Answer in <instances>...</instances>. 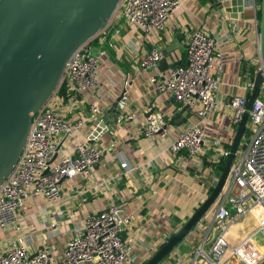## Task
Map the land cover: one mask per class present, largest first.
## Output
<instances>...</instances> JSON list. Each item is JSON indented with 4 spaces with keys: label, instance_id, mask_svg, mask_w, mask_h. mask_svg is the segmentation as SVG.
Listing matches in <instances>:
<instances>
[{
    "label": "crops",
    "instance_id": "crops-1",
    "mask_svg": "<svg viewBox=\"0 0 264 264\" xmlns=\"http://www.w3.org/2000/svg\"><path fill=\"white\" fill-rule=\"evenodd\" d=\"M180 6L172 12L164 30L155 40L162 51L167 50L165 65L157 69H140V61L150 46L142 33L126 24L118 9L98 34V47L105 51L95 71L97 87L77 98L76 106L68 114L59 110L64 119H75L88 114V108L97 102L100 116L108 120L107 131L94 144L102 149V156L92 173L60 184V199L50 204L43 197L27 198L20 212L19 232L0 231V248L10 239L26 237L27 252L34 255L44 246L60 257L75 225L85 217L97 214L110 205H123L132 215V222L123 233L131 246L132 254L144 259L155 252L185 223L208 196L215 183L206 169L202 173L183 159V153L172 154L169 145L185 125L196 123L197 118L187 110H176V102L167 93H159L150 85V79H162L177 67L186 64V41L196 29L228 36L219 46L221 85L217 106L205 123V140L221 138L231 145V123L228 101L234 95L250 99L254 77L259 70L257 10L250 0H179ZM171 65H175L170 68ZM254 67L255 74L250 75ZM122 92L126 93L129 109L135 118L125 122L113 114L112 105ZM152 111L161 112L166 121L163 137L147 138L141 135V126ZM93 125L86 124L73 132L61 144L70 152L76 144L87 142ZM134 168H120L117 154ZM214 170V176L217 175ZM214 209L211 210V215ZM225 234L230 245L239 243L254 227L249 215L236 217L229 209ZM208 215L200 238L193 231L174 249L166 262L172 260L176 250L180 255L193 254L206 235L204 250L215 240L218 229ZM55 222V230L48 229ZM209 229V230H208ZM208 231V232H207ZM223 264H238L226 257Z\"/></svg>",
    "mask_w": 264,
    "mask_h": 264
},
{
    "label": "built area",
    "instance_id": "built-area-1",
    "mask_svg": "<svg viewBox=\"0 0 264 264\" xmlns=\"http://www.w3.org/2000/svg\"><path fill=\"white\" fill-rule=\"evenodd\" d=\"M250 1L258 10L256 0ZM180 4L179 0L120 1L118 9L122 18L126 24L139 30L150 46L140 61L142 71L157 69L163 52L157 46L155 38L164 30L170 14ZM227 37L203 29L194 30L186 41V64L172 69L162 79L149 80L155 91L167 93L173 98L177 111L187 107L196 116L197 122L185 125L169 145L168 151L172 154L183 153L188 166L201 173L203 169L207 170L215 181L208 194L219 178L214 176V170L225 161L230 149L221 138L207 142L204 129L207 117L217 106L223 105L216 96L221 85L219 46ZM95 38L100 45L98 35ZM89 43L75 51L66 64L59 86L32 117L23 151L9 177L0 186L2 232L20 231V212L27 198L43 197L50 204H57L60 199V184L79 176L89 177L102 156V149L94 144L101 135L93 138L94 142L90 144L91 133L87 142L76 144L71 153L65 152L66 149L61 146L74 131L100 116L96 101L89 106L88 114L75 119H64L59 113L60 109L65 108L70 114L76 106L77 98L97 87L95 71L105 51L99 47L92 49ZM61 85L71 93L68 100L57 95ZM119 97L118 119L132 121L135 114L129 109L126 93L122 92ZM248 102L245 96L238 95L232 96L228 101L232 136L234 137L243 114L248 113L245 131L249 140L243 145L239 161L232 163L224 186L212 207L213 214L211 215V209L194 229L203 231L207 217L211 215L218 235L205 251L204 233L193 254L182 256L176 250L168 264H223L227 256L238 264H264V99L256 97L249 106ZM91 125L94 126V131L96 125ZM165 128L164 115L152 111L141 126V135L147 138L163 137ZM55 154V160L49 165ZM117 158L122 170L128 172L134 169L120 153ZM229 209L233 210L236 217L249 215L254 221L253 229L233 246L225 237ZM131 222L132 215L123 205H110L97 214L85 217L79 225L74 226L60 257L53 256L49 246L29 255V240L22 236L10 239L0 248V264H144L153 253L138 260L132 254L130 244L123 239V233ZM55 228V222L48 227L52 231Z\"/></svg>",
    "mask_w": 264,
    "mask_h": 264
},
{
    "label": "water",
    "instance_id": "water-1",
    "mask_svg": "<svg viewBox=\"0 0 264 264\" xmlns=\"http://www.w3.org/2000/svg\"><path fill=\"white\" fill-rule=\"evenodd\" d=\"M120 1L0 0V186L9 177L23 151L32 117L59 86L67 62L78 48L94 39L114 17ZM258 5L260 69L254 77L248 106L264 83V0H259ZM162 52L159 68L166 63L167 50ZM119 100L120 97L112 105L113 114L118 115ZM187 110L184 107L179 118ZM248 118V113H244L237 125L213 189L178 231L144 264L161 263L212 209L236 158ZM91 124L96 127L90 144L94 142L93 138L107 131L109 123L106 117L98 116ZM55 158L56 154L49 165Z\"/></svg>",
    "mask_w": 264,
    "mask_h": 264
},
{
    "label": "trees",
    "instance_id": "trees-1",
    "mask_svg": "<svg viewBox=\"0 0 264 264\" xmlns=\"http://www.w3.org/2000/svg\"><path fill=\"white\" fill-rule=\"evenodd\" d=\"M257 4H259V0H256ZM258 10H257V19H258ZM89 47L92 48V49H96L98 47V43H97V39H93L92 41H90L89 43ZM255 74V69L254 67L250 68V75L253 77ZM57 95L60 96V97H63L65 100H68L69 99V96L71 95V93H69L67 91V88L64 86V85H61L59 88H58V91H57ZM257 97H260L262 99H264V83L261 84L259 90H258V93H257ZM244 136L247 137L248 136V133L247 131L244 132ZM223 164H224V161H222L218 167H217V174H220L221 173V170H222V167H223ZM195 236H197L198 238H200V234L199 232L197 231V233H195ZM173 252V251H172ZM172 252L161 262V264H168L169 262L167 261L166 262V259L168 257L171 256Z\"/></svg>",
    "mask_w": 264,
    "mask_h": 264
},
{
    "label": "rangeland",
    "instance_id": "rangeland-1",
    "mask_svg": "<svg viewBox=\"0 0 264 264\" xmlns=\"http://www.w3.org/2000/svg\"><path fill=\"white\" fill-rule=\"evenodd\" d=\"M247 140H249V139H248V137H245V136H243V138L241 139L240 145H239L238 150H237L238 153H237V156H236V159L234 160V162L239 161V159L241 158V154L243 151V145L247 142ZM159 264H161V263H159Z\"/></svg>",
    "mask_w": 264,
    "mask_h": 264
}]
</instances>
